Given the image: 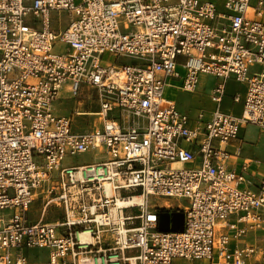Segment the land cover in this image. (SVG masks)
<instances>
[{
	"label": "built area",
	"instance_id": "2783aa9c",
	"mask_svg": "<svg viewBox=\"0 0 264 264\" xmlns=\"http://www.w3.org/2000/svg\"><path fill=\"white\" fill-rule=\"evenodd\" d=\"M214 1L0 0V264H33L29 250L46 264H264V245L230 247L264 230V171L253 184L247 164L227 167L240 126L264 130V0ZM53 12L67 14L63 32ZM200 74L219 80L217 109L190 120L163 94L171 80L194 92ZM230 78L246 84L239 118L218 109ZM63 88L98 110L56 114ZM73 116L90 130L74 132ZM133 196L147 205H119ZM51 206L61 215L44 222ZM164 213L182 214V230L159 231Z\"/></svg>",
	"mask_w": 264,
	"mask_h": 264
},
{
	"label": "rangeland",
	"instance_id": "374dc122",
	"mask_svg": "<svg viewBox=\"0 0 264 264\" xmlns=\"http://www.w3.org/2000/svg\"><path fill=\"white\" fill-rule=\"evenodd\" d=\"M214 1V0H212ZM216 2V1H214ZM81 3V0H74V4L78 5ZM220 5L219 2H216ZM68 16L65 12H53L51 13V28L56 32H63L68 24ZM122 28V26H121ZM60 47H56L55 50L58 51ZM212 79V80H211ZM214 78L211 75L207 74H201L198 78V84L197 89L194 93H187V92H180L176 91L174 89H167L166 93L163 94V97L169 100H174L177 104V107L180 108L185 115H187L189 118H195L197 114L199 113L200 109L204 108V105L206 103L207 96L210 93L211 86L213 84ZM234 85V81L232 80ZM226 94V91L224 92ZM86 99L85 97H83ZM94 98V97H93ZM95 100H87L83 105L77 103L75 105V100L66 92V89L63 88L61 90L59 99L54 103V112L58 115H64V116H71L73 109L76 106L77 111H83V112H89V111H96L98 110L97 103L94 102ZM93 105V106H92ZM232 105V103H231ZM235 105V104H233ZM81 106V107H80ZM94 119L92 117H72L73 121V131L76 133H82L84 131H89L90 127L89 124ZM84 124V125H83ZM250 129V128H249ZM252 131V128H251ZM255 135L257 136V132L253 130ZM253 133V134H254ZM262 143V140H260V145ZM101 150H96L95 152L87 153L84 155H78L74 157H66L63 161V166H84L93 164L97 161L99 158V153ZM263 166V165H262ZM263 171V167L260 169V174ZM149 203L151 205L156 206H167L172 203L178 204V205H185V202L183 200H175V199H165V198H158V197H150ZM167 203V204H165ZM41 199H36L32 205L29 208L28 211V221L30 222H37L41 218ZM138 208H135L132 213L133 215L138 214ZM11 212L9 210L1 212L2 215L7 216ZM61 212L60 210H57L54 206H51L47 209L43 221L44 222H53L60 217ZM29 254L34 256H38L40 261H47V251H41V250H32L30 252L23 251V254L27 255L29 257ZM172 264H209V262L206 261H187V260H174Z\"/></svg>",
	"mask_w": 264,
	"mask_h": 264
},
{
	"label": "crops",
	"instance_id": "0c3cea01",
	"mask_svg": "<svg viewBox=\"0 0 264 264\" xmlns=\"http://www.w3.org/2000/svg\"><path fill=\"white\" fill-rule=\"evenodd\" d=\"M259 69H263V68H259ZM212 77L214 78V81L211 86L210 93L206 99L207 105L205 104L204 108L200 109L199 111V113H202L204 115L205 120L209 119L210 115L217 109V105L213 103L211 100V94H212V90L218 84L219 80L214 76ZM232 80L235 83L234 85L231 84L233 83ZM167 89H170V90L174 89L176 91L184 92L183 90H181V82L178 80L169 81V84L165 88L164 93H166ZM225 91H226V94H223L222 101L220 105L218 106V109L224 114H228L235 118H239L243 112L244 98L246 94V84L236 82L233 78H230L227 80L225 84L224 92ZM194 92H191V93H194ZM236 98L238 99L237 101H235ZM165 99H167V97ZM170 101L176 104L174 100H170ZM176 107H177V104H176ZM177 109L181 113H183V111L180 108L177 107ZM195 118H189V119L195 120ZM251 128H252V131H251ZM253 130L257 132V136L255 135ZM260 140H262V143L258 145L260 143ZM237 149H239V152L236 155L235 152ZM227 150L231 153V157L227 164L228 169L238 171L243 164H247L248 166V172L246 173L247 178L253 184H258L260 182L261 175H262V173L260 174V169L263 167V171H264V152H263L264 151V130L254 125L240 126L238 140L229 143L227 146ZM168 215L170 216V220H169L170 227L169 226L168 227L171 228V225H172L171 218L173 215H170V214ZM236 219H237L236 216L230 217L229 223L235 224ZM237 226L241 228V227H244V224L239 223L237 224ZM223 232L229 234V236L231 237L235 233L234 231H230L228 229L223 230ZM230 243H231L230 245L231 248L243 247V246H255V245L263 246L264 245V230L247 232L243 237L239 239H232ZM30 251L32 250H29L28 252ZM41 251H44V250H41ZM28 255L29 257L28 256L27 257L31 263L46 264V262L40 261L38 256L32 257V255L29 253Z\"/></svg>",
	"mask_w": 264,
	"mask_h": 264
},
{
	"label": "water",
	"instance_id": "95a60500",
	"mask_svg": "<svg viewBox=\"0 0 264 264\" xmlns=\"http://www.w3.org/2000/svg\"><path fill=\"white\" fill-rule=\"evenodd\" d=\"M169 220L170 216L168 214H161L159 216V231L161 232H167L168 230H171L173 232H178L182 230V224H183V216L182 214L176 213L173 214L171 221L172 225L171 228H169Z\"/></svg>",
	"mask_w": 264,
	"mask_h": 264
},
{
	"label": "bare ground",
	"instance_id": "6f19581e",
	"mask_svg": "<svg viewBox=\"0 0 264 264\" xmlns=\"http://www.w3.org/2000/svg\"><path fill=\"white\" fill-rule=\"evenodd\" d=\"M147 202H148V198L146 196H133L130 199L119 200V205H121L123 207H128V206L136 207V206H141V205L146 206ZM165 204H167V203H165Z\"/></svg>",
	"mask_w": 264,
	"mask_h": 264
}]
</instances>
